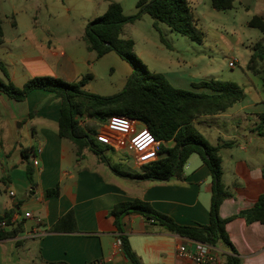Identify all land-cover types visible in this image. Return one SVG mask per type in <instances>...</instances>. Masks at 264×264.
I'll return each instance as SVG.
<instances>
[{"label": "crops", "instance_id": "0c3cea01", "mask_svg": "<svg viewBox=\"0 0 264 264\" xmlns=\"http://www.w3.org/2000/svg\"><path fill=\"white\" fill-rule=\"evenodd\" d=\"M36 27H29L25 33H32ZM29 38L32 37L22 43L10 42L7 49L5 64L17 87L39 76L76 83L90 75L93 80L97 60L109 54L97 58L86 46V54L82 46L69 50L66 47L70 38ZM4 44L5 40L0 46ZM163 75L176 88L209 93L195 88L200 81L191 77ZM257 76L262 77L261 88L243 89L244 98L223 113L193 120L210 144L234 143L220 150L222 183L228 195L220 205L219 216L230 218L225 230L241 264H264V224L248 223L239 216L264 195V124L257 117L264 114V70ZM59 117L60 102L51 92L34 90L21 102L0 94V217H9V225L0 233L17 230L15 236L0 238L1 264H131L114 246L118 233L110 212L116 204L133 200L149 203L179 225L208 224L212 181L198 155L187 159L179 178L148 181L119 177L110 170L109 163L119 164L110 154H125L130 160L129 172H138L142 164L158 155L150 149L137 152L129 147L112 149L96 143L108 163L87 149L77 158L73 144L58 134ZM79 124L91 128L98 123L84 116ZM103 127L100 123L94 133ZM137 127L143 128V123ZM161 145L170 148L173 141ZM23 149L26 159L21 154ZM54 190L57 195H47ZM27 213L29 218L25 217ZM122 229L143 264L187 263L177 256L176 248L188 239L138 214L124 217ZM215 251L222 264L230 254L221 245Z\"/></svg>", "mask_w": 264, "mask_h": 264}, {"label": "trees", "instance_id": "16d2710c", "mask_svg": "<svg viewBox=\"0 0 264 264\" xmlns=\"http://www.w3.org/2000/svg\"><path fill=\"white\" fill-rule=\"evenodd\" d=\"M232 3L233 0H211L212 8L216 11L231 9ZM135 7L134 14L125 15L119 3L109 2L101 16L87 23L82 36L87 51L95 52L97 58L113 51L133 67V72L121 92L111 96L87 93L84 87L91 79L90 75L81 77L76 83L51 76H39L17 87L10 80L4 64L0 62V72L3 76V79L0 78V94L21 102L34 90L53 93L54 98L60 102L58 134L62 139H67L73 144L77 158L87 149L97 155L101 161L108 163L93 138L95 135L93 128L80 126L82 117H89L102 124H105L112 115H122L141 121L152 137L159 142L158 158L142 165L138 172H127L121 169L119 164L109 163L110 170L119 177L148 181L179 178L187 159L192 154L198 155L208 167L212 181L208 224L179 225L141 200L116 204L110 213L121 241L122 253L131 264H143L131 250L122 229L124 217L138 214L148 222L151 221L152 224L188 240L214 248L221 245L230 251V254L225 256L223 264H241L225 230L230 218L222 219L219 216L220 205L228 195L222 183L220 150L229 148L234 143L210 144L196 129L193 120L201 116L223 113L244 98L243 89L232 82L209 80L194 84L195 88L205 89L209 93H197L176 88L164 75L146 70L135 54L134 42L122 37L124 25L132 24L140 20L143 15H148L154 21L153 27L157 31V25L161 23L197 44L202 43L204 34L199 27V18L188 0H138ZM247 26L258 29L264 35V16L253 15ZM159 38L165 45L161 34ZM2 43L3 30L0 19V44ZM262 62H264V43L257 42L251 48L246 71L253 75L259 74V63ZM257 117L260 123L264 124V114H257ZM165 141H173V146L163 147L161 143ZM21 154L24 159L27 158L25 149ZM26 173L32 183L31 169L28 166ZM262 176L264 177V169ZM47 195H57V191H48ZM239 216L245 218L248 223L264 224V195H260L254 206L242 210ZM0 220H9V217L5 215L0 217ZM16 232V229L9 233L1 232L0 238L15 236Z\"/></svg>", "mask_w": 264, "mask_h": 264}, {"label": "rangeland", "instance_id": "374dc122", "mask_svg": "<svg viewBox=\"0 0 264 264\" xmlns=\"http://www.w3.org/2000/svg\"><path fill=\"white\" fill-rule=\"evenodd\" d=\"M111 1L119 3L125 15L136 12L138 0H0L5 40V44L0 46V58L5 61L2 60L7 72L6 54L10 42L22 43L28 40V36L33 41L36 38L42 41H51L53 37L60 40L70 38L66 48L75 50L74 46H82V52L86 54L80 35L89 21L106 11ZM188 1L199 18V27L204 34L201 44L161 23L157 25L158 31L155 30L154 21L148 15L124 25L122 35L134 42L135 54L144 68L162 75L188 76L200 82H232L245 91L261 88L262 77L246 73V64L252 46L257 42L264 43V35L258 29L248 27L247 23L253 15L264 16V0H233L232 8L224 11L213 9L211 0ZM31 26L37 27L26 34ZM159 34L164 38L165 45L160 42ZM232 61H235V66L230 68L228 64ZM259 66L260 71L264 70V62ZM132 72L133 67L127 61H122L110 51L103 59L97 60L96 77L88 81L84 90L100 96L117 94L124 89ZM0 78L3 79L1 72ZM261 97L264 99V92ZM98 125L100 123L90 126L95 132ZM110 156L119 162L121 169L129 172L130 160L125 154L118 152Z\"/></svg>", "mask_w": 264, "mask_h": 264}, {"label": "built area", "instance_id": "2783aa9c", "mask_svg": "<svg viewBox=\"0 0 264 264\" xmlns=\"http://www.w3.org/2000/svg\"><path fill=\"white\" fill-rule=\"evenodd\" d=\"M228 66L233 68L235 66V61L229 62ZM139 122L141 121L127 118L122 115H112L107 119L103 129L94 135L95 142L112 149L129 147L131 150L137 152L150 149L153 150L157 156L159 142L152 137L150 131L144 124L143 128H138L137 124ZM10 196H13V193H10ZM25 217L29 218L30 214H25ZM8 225L9 223L7 220H1L0 231ZM114 246L121 250L119 236H117ZM176 254L178 257L185 259L187 262L186 264H222L214 247L192 240L179 245L176 248Z\"/></svg>", "mask_w": 264, "mask_h": 264}]
</instances>
